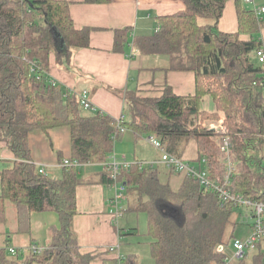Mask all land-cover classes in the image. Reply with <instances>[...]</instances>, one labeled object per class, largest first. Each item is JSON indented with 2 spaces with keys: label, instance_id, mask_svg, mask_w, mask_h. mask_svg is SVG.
<instances>
[{
  "label": "trees",
  "instance_id": "trees-1",
  "mask_svg": "<svg viewBox=\"0 0 264 264\" xmlns=\"http://www.w3.org/2000/svg\"><path fill=\"white\" fill-rule=\"evenodd\" d=\"M182 1L184 10L158 17V28L136 38L134 44L143 55H167L171 70L192 71L196 92L181 96L166 86L158 97H141L125 91V130L154 135L165 151L177 157L194 140L197 161L205 158L213 177L220 180L221 133L202 123L217 120V112H222L231 157L239 168L231 189L264 202V64L255 55L262 47L259 33L264 17L258 18L244 0H233L238 28L223 32L218 20L227 0ZM199 18L214 21L201 24ZM52 27L59 32L62 47L55 44ZM89 34V28L74 27L65 0H0V143L15 158L0 169V224L7 221L8 201L14 204L17 233L30 235L32 212L55 211L59 220L41 253L26 249L13 256L6 239L0 245V264H91L95 257L80 250L73 227L76 187L81 183V168L106 162L124 132H117V119L101 111L82 113L85 108L78 94L46 76L51 52L56 50L58 58L69 56L74 49L88 46ZM242 34L250 38L241 39ZM207 94L216 112L200 109V99ZM62 126L70 132L72 154L67 159L82 165L62 166V158L59 175L39 173L31 160L28 136ZM182 175L174 189L160 182L153 167L140 168L134 161L119 176L126 187L124 212L146 214L154 264H220L222 256L215 248L233 237L226 238V231L235 206L221 205L217 195L204 190L197 179ZM100 177L111 184L109 171L103 170ZM114 260L115 264L136 261L122 256ZM263 260V251L257 249L231 264H263Z\"/></svg>",
  "mask_w": 264,
  "mask_h": 264
},
{
  "label": "crops",
  "instance_id": "crops-1",
  "mask_svg": "<svg viewBox=\"0 0 264 264\" xmlns=\"http://www.w3.org/2000/svg\"><path fill=\"white\" fill-rule=\"evenodd\" d=\"M65 1L69 2L74 27L90 29L89 44L74 49L69 56L58 58L56 50L51 52L46 76L63 89L77 94L87 90L94 109L89 113L97 110L114 119L126 115L125 91L135 92L141 97H158L166 86H170L177 95H194L196 78L192 71L171 70L167 55H143L134 44L136 38L154 32L158 17L184 10L182 0H111L108 3ZM237 28L235 2L227 0L218 20V29L223 32H235ZM259 34L264 49V27ZM240 38L247 40L250 36L242 34ZM57 46L62 47L59 43ZM199 104L204 112H216L208 94L201 97ZM217 113V120L205 122H216L213 125H219L223 122L224 115L222 112ZM127 130L129 134L124 136V140L128 143L138 140L147 142L146 137L149 134L141 136L130 129ZM123 135L124 133L117 141H120ZM28 144L31 160L37 167L44 166L46 173L53 176L60 174V159L70 158L72 154L70 132L66 126L46 132L33 131L28 136ZM182 157L188 162L196 163L198 154L194 140L187 143ZM13 160L15 158L12 151L4 143H0V169ZM167 170L170 173L169 185L174 189L178 188L184 179L183 175ZM102 171L100 164L84 165L80 170L81 183L76 187V214L73 218L80 250L95 254L91 264H115L114 259L119 256L134 258L137 264L139 251L133 249L137 238L127 235L137 234L138 228L133 225L129 215L120 217L119 223L118 220L116 223L112 220L109 210L114 191L110 185L101 182ZM55 226H59L55 211L32 212L30 235L17 233L15 225L13 233L19 235L17 239L20 242L15 245L20 248L27 247L31 242L45 245L50 240V229ZM133 229L136 232L130 231ZM7 240L9 245L13 246L9 235Z\"/></svg>",
  "mask_w": 264,
  "mask_h": 264
},
{
  "label": "built area",
  "instance_id": "built-area-1",
  "mask_svg": "<svg viewBox=\"0 0 264 264\" xmlns=\"http://www.w3.org/2000/svg\"><path fill=\"white\" fill-rule=\"evenodd\" d=\"M245 2H253V0H244ZM258 18L264 17V6H254L252 8ZM158 27H156L157 29ZM255 55L258 62L264 64V49L260 47L256 50ZM32 69V68H31ZM33 70V69H32ZM264 87V83H263ZM79 103L85 109H93V105L88 98L87 90H83L78 94ZM124 116L117 118V132H124L125 126L123 125ZM216 122L208 123V129L215 130L221 133V162L223 167V175L220 180L215 179L211 173V169L208 166L207 160L202 158L196 163L188 162L183 157H177L164 150L160 140L152 134L146 137L147 142L160 151L159 162L162 163L167 169L184 174L188 177H192L198 180L200 186L206 190L215 193L219 199L221 205L230 203L235 206L236 209L242 208L250 213V217L253 222L250 225L251 233L246 239H239L232 237L226 243L217 244L215 251L222 256V262L220 264H231L237 259L246 257L247 254L261 249L264 253V202L246 197L240 192L233 191L231 189V182L234 176L238 173L237 165L232 160L230 152V142L227 137L226 129L223 127L222 122L219 125H213ZM133 162L128 161L125 154H116L114 151L109 156L106 162L101 163L103 170H107L111 173L112 182L110 184L114 193L110 200L111 209L109 214L112 220L116 223L117 220L124 213V200L126 194V187L120 180V172L126 170ZM140 168L143 167V163L138 162ZM62 166H81L77 160H69L65 158L61 163ZM89 165V164H86ZM152 167L153 163H149ZM39 173H46L44 166L38 167ZM11 254L17 253V248L9 245L7 247ZM20 249V248H19ZM28 249L32 253H41L43 245L32 243L29 244L24 250ZM23 250V251H24ZM264 264V260H263Z\"/></svg>",
  "mask_w": 264,
  "mask_h": 264
},
{
  "label": "rangeland",
  "instance_id": "rangeland-1",
  "mask_svg": "<svg viewBox=\"0 0 264 264\" xmlns=\"http://www.w3.org/2000/svg\"><path fill=\"white\" fill-rule=\"evenodd\" d=\"M244 5L248 8H253L254 6H264V0H253V2H244ZM213 21L214 20L211 18L198 19V22L201 24L210 23ZM87 112L89 111H87L86 109H82V113L86 114ZM202 125L208 128V123H206L205 121L202 123ZM126 134H129V130H126L124 132L123 138L120 141L117 140L115 141L113 147L114 152L116 154H125L128 158V161L131 162L138 161L143 163L144 168H148L149 163H153L152 167L157 171V175L160 182L167 183L170 173L167 170V168L158 161L160 157V153L153 146L149 145V143L144 142L142 140L131 141L128 143L127 140H124V136H126ZM94 167L98 168L99 166H94ZM237 169L239 170L238 165H237ZM6 214H7V221L4 224H0V231H8L10 243L13 244V247L17 248V253L11 255L13 256L21 255L24 253L23 250L25 247L20 248L19 246L17 247L15 245V244H20V242H18L17 239V236L19 235L17 233H13L15 231V225H16L13 202L8 201ZM128 215L131 216L133 225L137 226L138 228L137 234L127 235L133 238H137L135 240L136 246H133V249L139 251L137 264H154L152 258L149 255V242L151 241V238L146 234V230H147L146 214L143 212L135 213V212H127V211H125L122 214L124 218L127 217ZM232 220H233L232 223L229 224L227 228L226 238L229 235H233V237L239 239H243V240L246 239L251 233L250 225L253 222L252 218L250 217V213L247 212V210L245 209L235 208V212L233 213ZM119 222L120 221L118 220V223ZM117 225L119 226L120 224ZM7 238L8 235L4 233L3 234L0 233V245L2 244L4 245L5 243L4 241ZM225 241L228 242L229 240L227 241V239H225Z\"/></svg>",
  "mask_w": 264,
  "mask_h": 264
},
{
  "label": "water",
  "instance_id": "water-1",
  "mask_svg": "<svg viewBox=\"0 0 264 264\" xmlns=\"http://www.w3.org/2000/svg\"><path fill=\"white\" fill-rule=\"evenodd\" d=\"M51 31H52V34H53V38H54L55 43L56 44L59 43L60 45H62L63 44V40H62L59 32L56 30V28L55 27H52L51 28Z\"/></svg>",
  "mask_w": 264,
  "mask_h": 264
}]
</instances>
